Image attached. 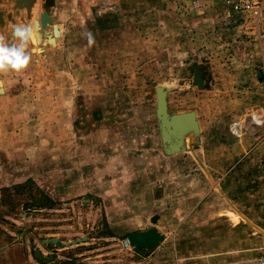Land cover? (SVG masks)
<instances>
[{
  "label": "rangeland",
  "instance_id": "rangeland-1",
  "mask_svg": "<svg viewBox=\"0 0 264 264\" xmlns=\"http://www.w3.org/2000/svg\"><path fill=\"white\" fill-rule=\"evenodd\" d=\"M25 1L0 0V34L38 30L29 68L0 74V264L263 255L264 58L252 18L223 0ZM158 87L169 114L199 116L174 155L162 147ZM150 228L158 246H124Z\"/></svg>",
  "mask_w": 264,
  "mask_h": 264
},
{
  "label": "water",
  "instance_id": "water-1",
  "mask_svg": "<svg viewBox=\"0 0 264 264\" xmlns=\"http://www.w3.org/2000/svg\"><path fill=\"white\" fill-rule=\"evenodd\" d=\"M22 1L25 5L27 2ZM53 4V0H45V5L49 8ZM41 25H51V14L48 11H43L40 14ZM59 32L55 30V37H59ZM198 88H202V81L195 72L193 77ZM3 90L0 89V94ZM156 116L158 121L159 134L162 142L163 151L166 155H174L180 153L184 146V132L190 131L193 135L199 134V124L196 118V113L193 111L177 114H169L167 106V89L163 87L156 88ZM157 217L151 219L152 223L156 222ZM127 240L130 244L136 245L141 249H151L158 246L164 241V236L161 235L156 229L150 228L144 232H137L127 236ZM34 256L42 260L43 262L50 261L52 257H49L46 261L43 260V255L39 250L34 251Z\"/></svg>",
  "mask_w": 264,
  "mask_h": 264
},
{
  "label": "clouds",
  "instance_id": "clouds-1",
  "mask_svg": "<svg viewBox=\"0 0 264 264\" xmlns=\"http://www.w3.org/2000/svg\"><path fill=\"white\" fill-rule=\"evenodd\" d=\"M37 33L38 30L33 25L21 23L13 26L10 35L0 34V74H19L29 68L33 55L30 45L36 40ZM82 36L89 46L95 43L90 31L82 33Z\"/></svg>",
  "mask_w": 264,
  "mask_h": 264
},
{
  "label": "built area",
  "instance_id": "built-area-1",
  "mask_svg": "<svg viewBox=\"0 0 264 264\" xmlns=\"http://www.w3.org/2000/svg\"><path fill=\"white\" fill-rule=\"evenodd\" d=\"M196 1L193 2V6H196ZM223 5L226 9L231 11L234 15L242 17L248 15L252 18L253 33L256 35V39L259 42L262 56L264 58V0H223ZM258 126L264 124V118L254 120ZM124 246L130 250L134 249L127 240L124 242ZM218 264H264V254L257 256L253 259L247 260H230L226 263Z\"/></svg>",
  "mask_w": 264,
  "mask_h": 264
},
{
  "label": "crops",
  "instance_id": "crops-1",
  "mask_svg": "<svg viewBox=\"0 0 264 264\" xmlns=\"http://www.w3.org/2000/svg\"><path fill=\"white\" fill-rule=\"evenodd\" d=\"M59 27V26H58ZM59 29H60V34H59V38H63V36H64V31H63V29H61V27H59ZM59 38L57 39V41H56V46H59ZM169 90V89H168ZM167 93H169V91L167 92ZM168 96H167V105H168ZM179 113H185L184 111L183 112H179ZM196 118H197V121H198V124H199V128H200V121H199V116H198V114L196 113Z\"/></svg>",
  "mask_w": 264,
  "mask_h": 264
},
{
  "label": "bare ground",
  "instance_id": "bare-ground-1",
  "mask_svg": "<svg viewBox=\"0 0 264 264\" xmlns=\"http://www.w3.org/2000/svg\"><path fill=\"white\" fill-rule=\"evenodd\" d=\"M197 76L200 77V79H201V81H202V85H203V84H204V80H203V78H202V76H201V74H200L199 71H197ZM1 94H2V93H1ZM192 135H193V133L190 132V131L184 132V134H183V137H184V145H185V142H186V137L192 138ZM188 140H189V139H188ZM187 142H188V141H187Z\"/></svg>",
  "mask_w": 264,
  "mask_h": 264
}]
</instances>
